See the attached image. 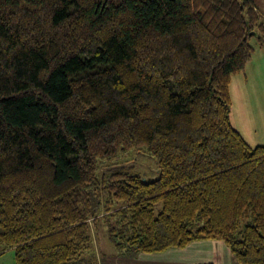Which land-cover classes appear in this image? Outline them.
Wrapping results in <instances>:
<instances>
[{
    "label": "trees",
    "instance_id": "obj_1",
    "mask_svg": "<svg viewBox=\"0 0 264 264\" xmlns=\"http://www.w3.org/2000/svg\"><path fill=\"white\" fill-rule=\"evenodd\" d=\"M259 0H0V251L100 264L222 240L264 264V146L230 118ZM143 150L154 179L105 162ZM105 254V253H104Z\"/></svg>",
    "mask_w": 264,
    "mask_h": 264
},
{
    "label": "rangeland",
    "instance_id": "obj_2",
    "mask_svg": "<svg viewBox=\"0 0 264 264\" xmlns=\"http://www.w3.org/2000/svg\"><path fill=\"white\" fill-rule=\"evenodd\" d=\"M259 2L264 11V0ZM251 43L254 47L251 60L243 72L232 77L230 118L247 143L255 147L264 146V42L260 43L258 38H253ZM116 170L138 172L148 179H154L158 175L155 159L143 150L124 153L111 162L103 163L100 172L110 174ZM94 236L99 259L104 253L115 250L105 229H95ZM0 264H15L14 248L0 251Z\"/></svg>",
    "mask_w": 264,
    "mask_h": 264
},
{
    "label": "crops",
    "instance_id": "obj_3",
    "mask_svg": "<svg viewBox=\"0 0 264 264\" xmlns=\"http://www.w3.org/2000/svg\"><path fill=\"white\" fill-rule=\"evenodd\" d=\"M100 264H240L222 240L193 241L183 248L162 252L123 254L116 249L105 253Z\"/></svg>",
    "mask_w": 264,
    "mask_h": 264
}]
</instances>
